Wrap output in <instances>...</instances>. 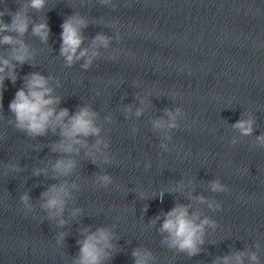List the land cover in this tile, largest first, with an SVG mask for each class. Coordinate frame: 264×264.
Segmentation results:
<instances>
[{"label": "water", "instance_id": "water-1", "mask_svg": "<svg viewBox=\"0 0 264 264\" xmlns=\"http://www.w3.org/2000/svg\"><path fill=\"white\" fill-rule=\"evenodd\" d=\"M20 2L0 0V11H15ZM113 3L115 11L100 0H47L41 12L29 9L36 22L47 20L51 32L42 43L31 35L30 26L23 39L33 59L17 65L15 85L4 81L0 264H72L82 230L101 227L114 234L104 264H135L132 253L137 248L152 252L150 264H213L217 257L249 248L258 251L264 264V147L256 141L264 134V0ZM74 12L89 22L82 29V48L91 50L98 33L114 37L108 48L97 49L99 56L88 70L81 68L83 60L66 67L60 55L61 24ZM3 19L11 22L10 16ZM109 21L118 24L109 27ZM117 34L120 40L115 39ZM9 51L8 45H0V55ZM32 72L52 78L53 95L60 97L57 111L67 108L74 114L87 105L99 113L96 123L101 138L109 143L105 151L113 157L107 165L99 158L93 163L84 149L73 154L77 167L61 179L78 187L71 189L63 227L57 226L60 218L48 220L40 208L41 194L58 182L51 178L49 162L58 156L51 146L59 141V130L31 138L8 123L9 104ZM173 92L180 95L173 98ZM129 105L130 115L124 111ZM176 107H182L185 115L178 117L179 127L165 141L164 133L152 130L151 121L167 119L164 110ZM137 108H144L140 117L135 116ZM249 116L256 121L254 132L242 136L232 125ZM95 139L89 137V144ZM161 143H167L169 150L164 151ZM10 162L22 170L7 171L4 166ZM146 163L151 167L146 169ZM45 167L47 176L33 174ZM98 173L110 174L113 184L106 188L97 184ZM213 180L226 184L229 191L212 192ZM181 183L183 188L169 191ZM25 192L35 208L27 215L19 199ZM189 194L214 200L221 209H209L206 203L190 200ZM176 204H191L190 211H199L201 219L207 216L217 225L206 228L201 251L193 257L162 244L166 234L159 231L161 214ZM75 208L81 211L73 217ZM157 216L161 219L152 224ZM59 232L67 234L63 245L55 242Z\"/></svg>", "mask_w": 264, "mask_h": 264}, {"label": "clouds", "instance_id": "clouds-1", "mask_svg": "<svg viewBox=\"0 0 264 264\" xmlns=\"http://www.w3.org/2000/svg\"><path fill=\"white\" fill-rule=\"evenodd\" d=\"M100 2L103 6H110L114 11L117 8L113 0H100ZM46 5L47 0H26V2L21 0L15 11L10 8L0 11V45L10 47L7 56L0 55V110L3 109L4 81L10 80L15 85L18 79L17 65L29 63L33 59V52L23 39L29 33L30 26L32 36L38 37L42 43L48 41L51 29L47 20L36 22L29 15V9L41 12ZM5 15L11 17L10 23L4 21ZM88 23L84 16L74 12L61 24L60 55L64 58L65 66L68 68L74 66L77 61L83 60L81 68L88 70L94 59L99 56L97 49L100 47L108 48L114 38L104 33H98L92 39L91 50L82 48L84 42L82 29L88 27ZM117 24L118 21H109L108 26L116 27ZM115 39L120 40V35L117 34ZM126 55H131V53H126ZM111 59L114 60L116 57L113 56ZM51 79V77H46L39 72L29 73L23 78V86L15 92L14 98L9 104L12 119L8 120V123L13 124L17 131L31 138L46 136L49 131L56 134L59 130L60 139L51 146L52 152L57 153L58 156L54 163L49 162L52 171L51 178L58 182L51 184L41 194L40 208L47 213L46 218L48 220L60 218L57 221V226L63 227L67 223L62 217L67 203L71 199V189L78 187L75 183L70 185L67 179H61L71 176L77 167V161L72 158L73 154L78 155L84 149L86 150L85 155L93 163H97L99 158L107 165L113 163V157L111 153L105 151L109 148V143L101 138V128L96 123L99 113L87 105L80 107L74 114H70L67 108H61L57 111L56 106L60 102V97L53 95V88L49 84ZM136 83L138 86L139 82ZM178 95H180L178 92L172 93L173 98ZM141 103L143 104L144 101L142 100ZM124 111L129 115L132 114V106H127ZM143 112L144 108H137L135 116L140 117ZM164 112L167 119H153L151 126L153 131L164 133L165 141H170L172 136L168 133L179 127L177 119L184 116L185 111L182 107H176L175 109H165ZM107 119L111 120V117L109 116ZM255 123L253 116L242 117L232 127L237 129L242 136H251L254 132ZM135 131L138 130L133 128V132ZM89 137L96 138L91 145L88 142ZM256 141L259 146L264 147V134L257 136ZM160 147L164 151L169 150L167 143H161ZM137 164L139 165V162ZM4 167L7 171L19 172L22 170L17 163L10 162ZM150 167V163L145 164L146 169ZM33 174L47 176L48 168L34 169ZM94 179L97 184L105 188L113 184V177L108 173H98ZM178 188H183V184L181 183L169 191H176ZM210 189L214 193L229 191V187L219 180L211 181ZM162 196L163 192L160 193L161 198ZM188 198L201 204L206 203L208 208L214 211L221 209V204L214 200H208L204 196L193 197L189 194ZM19 199L26 215L35 212L28 193H23ZM191 207V204H176L170 211L163 212L161 214L163 220L159 228L162 234H166L162 244H166L169 249H174L179 253H185L188 257L200 253L206 228L217 226L216 222L207 216L201 219L199 211H190ZM80 211L79 208L73 209L72 216L79 215ZM160 219L161 216L155 217L152 224ZM81 234L83 239L77 241L79 253L73 258L72 264H104L105 259L109 257L106 250L113 247L111 243L114 238L113 232L108 228L101 227L95 231L83 229ZM66 235L65 232L57 233L55 236L56 244L63 245ZM255 248L259 249L260 244L256 243ZM132 255L135 258V264H150L153 259L152 252L144 248L135 249ZM245 259L248 260L249 264H261L258 251H253L251 248L217 257L213 264H245Z\"/></svg>", "mask_w": 264, "mask_h": 264}]
</instances>
